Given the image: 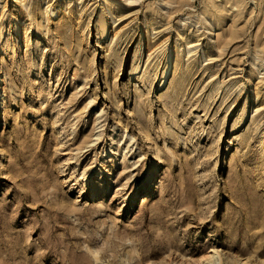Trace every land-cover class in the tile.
Masks as SVG:
<instances>
[{
    "label": "rangeland",
    "instance_id": "1",
    "mask_svg": "<svg viewBox=\"0 0 264 264\" xmlns=\"http://www.w3.org/2000/svg\"><path fill=\"white\" fill-rule=\"evenodd\" d=\"M0 58V264H264V0H0Z\"/></svg>",
    "mask_w": 264,
    "mask_h": 264
},
{
    "label": "bare ground",
    "instance_id": "2",
    "mask_svg": "<svg viewBox=\"0 0 264 264\" xmlns=\"http://www.w3.org/2000/svg\"><path fill=\"white\" fill-rule=\"evenodd\" d=\"M110 16L111 18L113 19V15L112 13L110 12ZM207 21V20H206ZM0 61H1V58H0ZM121 66V65H120ZM138 70V66H135L133 69H132V73L134 71ZM169 72V68L168 66L166 67V70L164 71L163 73V80L166 79V77L168 76ZM117 75L119 76L120 75V72H116ZM141 78V77H140ZM137 79V78H136ZM1 84H2V81H1V74H0V109H1V102H2V99H3V91L1 89ZM209 99V98H208ZM211 99V98H210ZM201 264H221L222 263V260H221V257L219 255L218 252L216 251H209L208 253H206L204 256L201 257ZM199 263V262H198Z\"/></svg>",
    "mask_w": 264,
    "mask_h": 264
}]
</instances>
